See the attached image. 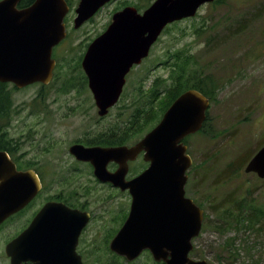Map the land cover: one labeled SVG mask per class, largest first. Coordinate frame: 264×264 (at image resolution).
Segmentation results:
<instances>
[{"label":"water","instance_id":"obj_1","mask_svg":"<svg viewBox=\"0 0 264 264\" xmlns=\"http://www.w3.org/2000/svg\"><path fill=\"white\" fill-rule=\"evenodd\" d=\"M20 1H0V82L12 83L18 89L35 83L47 85L54 69L51 51L65 36L63 19L68 6L64 0H34L29 7L17 10ZM109 1L80 0L75 10L74 28L80 27ZM213 1L154 0L142 16L136 15L131 8L116 14L105 34L92 43L83 62L99 114L114 105L121 86V81L118 87L114 83L116 69L122 64L118 60L106 63L108 58L100 62L96 55L97 49L105 46L104 42L110 40L120 44L125 41V48L134 50L137 53L135 61H138L147 55L166 25L193 17L202 5ZM145 33L147 35L142 38ZM128 59L131 64L129 56ZM208 107L209 100L204 95L187 90L172 102L159 123L134 147L109 150L82 147V161L92 162L95 175L111 180L121 189H129L132 197L128 216L109 244V250L116 256L132 262L148 251L156 264H208L189 257L192 240L200 233L204 212L185 196L186 172L192 160L181 143L202 128ZM79 148H73L77 150L76 155L80 154ZM141 151L149 166L133 181L122 182L124 171L121 168L113 175L105 171L107 161L120 162ZM243 171L264 179V146L252 156ZM39 189L40 183L32 171H17L6 154L0 152V224L28 203ZM48 207H44L40 218L49 216ZM87 221L86 217L82 218V228ZM33 226L22 238L6 244L4 254L9 264H83L74 251L64 256L55 252L41 253L40 249L30 252L38 254H21L19 240L30 237Z\"/></svg>","mask_w":264,"mask_h":264},{"label":"rangeland","instance_id":"obj_2","mask_svg":"<svg viewBox=\"0 0 264 264\" xmlns=\"http://www.w3.org/2000/svg\"><path fill=\"white\" fill-rule=\"evenodd\" d=\"M111 8L106 7L90 26L92 34L98 32ZM196 15L194 20L168 28L150 54L151 92H161L170 83L171 63L177 61V53L191 55V69H198L217 84L207 124L187 141L193 169L185 192L204 211L189 257L208 264H264V179L243 171L248 160L264 146V0H221L202 6ZM38 90V86L31 85L11 95L17 105L42 106L39 99L33 101ZM45 93L44 103H49L54 95L51 89ZM164 93L153 101V112L164 103ZM142 99L147 103V97H141L140 106ZM148 100L151 103V94ZM20 111L18 117L23 118L27 110ZM60 115L56 113L54 121L40 124V129L50 136H62L65 128L56 122ZM15 119L14 135L22 129ZM36 121L33 117L28 125ZM152 125L150 122L146 127ZM223 211L233 214L226 218ZM238 213L244 218L243 224L236 217ZM224 221L228 226L218 228ZM120 224L110 223L109 217L91 224L82 240L83 264H154L148 252L132 262L110 252L111 238L107 239L110 233L106 232L118 229ZM8 232L5 229L0 233V264H9L4 254Z\"/></svg>","mask_w":264,"mask_h":264},{"label":"flooded vegetation","instance_id":"obj_3","mask_svg":"<svg viewBox=\"0 0 264 264\" xmlns=\"http://www.w3.org/2000/svg\"><path fill=\"white\" fill-rule=\"evenodd\" d=\"M22 1L16 5L17 10L32 4L24 6ZM79 1L64 0L68 6V12L63 19L65 36L51 51L54 69L50 82L47 85L41 83L32 85L39 88L33 101L39 99L42 106L17 105L12 95L10 104L8 100H4V104L0 106V152L6 154L17 171H32L40 183V189L33 198L0 224V233L5 229L9 230L4 248L13 239L23 236V233L34 224L30 237L19 240L21 254L29 255L31 251L40 249L41 253L55 252L64 256L74 251L82 260V240L93 222L109 217L110 223H121L120 228L129 213L132 200L130 191L114 185L111 180L99 179L94 173L92 162L82 161V147L104 150L123 147L130 149L157 124L148 128L146 126L149 123H144L142 120L135 121L136 113L148 112L150 108V100H148L151 94L150 54L153 46L149 47L147 55L138 61H135L137 53L125 48V41L114 44L109 40L104 42L105 46H98L96 55L100 62L108 58L106 63L110 60H118L122 64L116 69L118 73L114 83V86L118 87L121 81L117 101L102 115L99 114L100 109L90 88L89 75L83 67V62L89 55L90 46L105 34L116 14L131 8L136 15L142 16L150 7L151 1L110 0L80 27L74 28L75 10ZM110 5L112 8L107 13L105 22L98 32L92 34L89 30L90 26ZM196 18L197 15L173 22L163 29L161 35L173 25L183 24ZM146 35L147 33L142 34L141 37L144 38ZM128 56L132 60L131 64ZM63 64L66 65L60 68ZM0 84L5 91L13 92V94L28 88L27 86L18 89L12 83L0 82ZM47 89H51L54 97L49 103H44ZM163 91L165 90H161L160 93ZM141 97H147V103H144L145 100L142 99L143 105L140 106ZM136 98L139 103L137 105ZM20 109L27 110L23 118L18 117L21 113ZM56 113H61L56 122H60L61 127L65 128L63 135L58 137L48 135L44 128L39 127L47 120L54 121ZM33 117L38 121L28 125L29 119ZM14 119L22 126L21 131L16 135L13 134L16 129H12L15 128L12 124ZM143 123L145 125H142ZM139 126L143 127V131L136 132ZM144 130L146 133L142 135ZM190 136L192 135H188L181 141L186 146V153L189 156L187 141ZM74 147H80L79 155H76L77 150H73ZM191 160L192 166L188 174L193 169V159ZM148 166L149 162L145 161L144 152L141 151L136 155L126 156L120 162L107 161L104 169L108 175H113L121 168V171H124L122 182L127 184L136 179ZM47 205H49V216L40 218V213ZM83 217L88 219L84 228H82ZM119 228L106 232V234L110 233L107 239H112Z\"/></svg>","mask_w":264,"mask_h":264},{"label":"trees","instance_id":"obj_4","mask_svg":"<svg viewBox=\"0 0 264 264\" xmlns=\"http://www.w3.org/2000/svg\"><path fill=\"white\" fill-rule=\"evenodd\" d=\"M34 0H23L22 3L24 6L29 5L33 3ZM221 3V0H217L214 2V4ZM200 31H202L200 29ZM199 33V31H197ZM177 58V61L171 63V71L169 75L168 81L169 84L166 85L165 93L162 99H164V103L158 104V109L154 110L153 101L158 97V94H160V91L158 90H152L151 92V106L149 108L148 112L145 113H136L135 114V121L142 120L144 123H152L154 126L161 118L163 113L167 110V108L171 105V103L183 92L193 89L199 91L201 94L206 96L207 98L215 100V91L217 88V84L210 78V76H206L201 74L198 69H191L192 66V60L191 55H182L180 53H177V55L174 56V58ZM11 93L10 91H5L3 89V86L0 84V106L1 104H4V100H8V104L11 103ZM1 112V109H0ZM142 125H145V124ZM207 123L205 122L203 125V128L205 127ZM140 127V126H139ZM203 130V129H202ZM143 131V127H140L136 132ZM238 207V206H237ZM217 208V207H215ZM219 210V209H217ZM215 210V211H217ZM226 218L230 217L233 213L228 211L222 212ZM248 217L254 218L256 215L251 216L247 215ZM237 219L244 223L243 216L238 213L236 215ZM223 226H228V221H224L222 224L217 226L218 228H224Z\"/></svg>","mask_w":264,"mask_h":264}]
</instances>
